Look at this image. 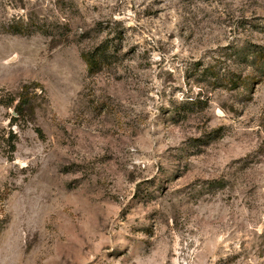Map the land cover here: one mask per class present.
Wrapping results in <instances>:
<instances>
[{
	"label": "rangeland",
	"instance_id": "1",
	"mask_svg": "<svg viewBox=\"0 0 264 264\" xmlns=\"http://www.w3.org/2000/svg\"><path fill=\"white\" fill-rule=\"evenodd\" d=\"M23 85L0 264H264V0H0V96Z\"/></svg>",
	"mask_w": 264,
	"mask_h": 264
},
{
	"label": "trees",
	"instance_id": "2",
	"mask_svg": "<svg viewBox=\"0 0 264 264\" xmlns=\"http://www.w3.org/2000/svg\"><path fill=\"white\" fill-rule=\"evenodd\" d=\"M114 48L113 45L109 44L107 41L100 43L98 46L93 49L83 51L80 57L83 59L87 72H92L104 64L105 60L108 59L110 51ZM263 58V55L260 56ZM256 59V58H255ZM218 81H225L226 85H229L231 89H235L239 87V85L243 84V79H240L239 75L230 74L225 75L224 78L219 76L215 77ZM32 88L30 86L23 85L18 93L16 94H6L0 96V107L11 109L16 115L21 118L24 117L26 111H31V101L29 99L30 90ZM192 102L189 105L194 104ZM13 122H15L16 117H12ZM16 136L14 133L8 131L7 134L4 133V130H0V146H4L9 155L8 159H11L12 153L15 151V143ZM264 235V233H263Z\"/></svg>",
	"mask_w": 264,
	"mask_h": 264
}]
</instances>
